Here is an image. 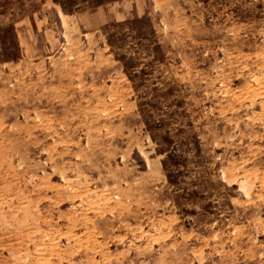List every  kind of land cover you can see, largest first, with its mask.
I'll list each match as a JSON object with an SVG mask.
<instances>
[{"label":"rangeland","instance_id":"1","mask_svg":"<svg viewBox=\"0 0 264 264\" xmlns=\"http://www.w3.org/2000/svg\"><path fill=\"white\" fill-rule=\"evenodd\" d=\"M66 8L0 0V264H264V0Z\"/></svg>","mask_w":264,"mask_h":264},{"label":"trees","instance_id":"2","mask_svg":"<svg viewBox=\"0 0 264 264\" xmlns=\"http://www.w3.org/2000/svg\"><path fill=\"white\" fill-rule=\"evenodd\" d=\"M53 4L57 5L60 10L62 11L63 14L65 15H72L75 11L72 10L71 8H66V5H73L75 0H51ZM100 3H96L93 5L94 7H98ZM147 22L145 18H135V20H129L126 22H123V25H128V26H138L139 28L141 27V23ZM152 32V31H151ZM153 34V32H152ZM114 42L113 36H110V39L108 38V46L111 48L112 43ZM5 51V50H4ZM5 59L3 61H14L18 58L17 53H9L5 54L4 53ZM120 60V58L118 59Z\"/></svg>","mask_w":264,"mask_h":264}]
</instances>
